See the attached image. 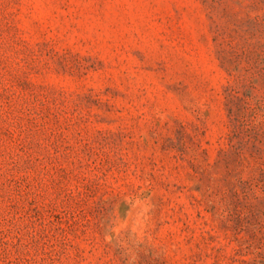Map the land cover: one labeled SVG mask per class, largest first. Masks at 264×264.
<instances>
[{"label": "rangeland", "instance_id": "rangeland-1", "mask_svg": "<svg viewBox=\"0 0 264 264\" xmlns=\"http://www.w3.org/2000/svg\"><path fill=\"white\" fill-rule=\"evenodd\" d=\"M0 264H264V0H0Z\"/></svg>", "mask_w": 264, "mask_h": 264}]
</instances>
